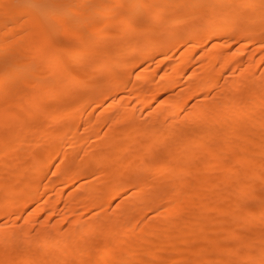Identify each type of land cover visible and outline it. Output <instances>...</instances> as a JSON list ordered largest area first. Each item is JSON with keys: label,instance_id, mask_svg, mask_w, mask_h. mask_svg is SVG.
Here are the masks:
<instances>
[{"label": "bare ground", "instance_id": "bare-ground-1", "mask_svg": "<svg viewBox=\"0 0 264 264\" xmlns=\"http://www.w3.org/2000/svg\"><path fill=\"white\" fill-rule=\"evenodd\" d=\"M1 93L0 264H264V0H0Z\"/></svg>", "mask_w": 264, "mask_h": 264}, {"label": "rangeland", "instance_id": "rangeland-1", "mask_svg": "<svg viewBox=\"0 0 264 264\" xmlns=\"http://www.w3.org/2000/svg\"><path fill=\"white\" fill-rule=\"evenodd\" d=\"M257 26V25H256ZM181 27H183V26H181ZM230 75V74H229ZM1 97H2V93H1V95H0ZM3 98V97H2ZM8 98V97H7ZM11 98V97H10ZM15 98L16 97H13V99H11V101L13 100V101H15ZM20 100H22L21 98H19ZM18 99V100H19ZM16 100H17V98H16ZM10 101V99H6V97H5V99H4V103L6 102V104H8V102ZM9 103H11V102H9ZM259 190H261V189H257V191H259ZM130 264H139L138 262H133V263H130ZM184 264H187V263H184ZM219 264H223V263H221V262H219Z\"/></svg>", "mask_w": 264, "mask_h": 264}]
</instances>
